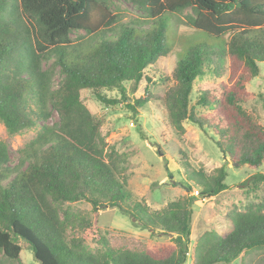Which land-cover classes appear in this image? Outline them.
<instances>
[{
	"label": "trees",
	"instance_id": "obj_1",
	"mask_svg": "<svg viewBox=\"0 0 264 264\" xmlns=\"http://www.w3.org/2000/svg\"><path fill=\"white\" fill-rule=\"evenodd\" d=\"M129 1L144 13L141 20L121 22L109 0H0V123L10 135L38 127L16 164L0 140V264H24L22 250L37 264H185L196 197L227 189V161L251 170L264 163V128L244 109L252 97L246 85L264 64V0ZM187 9L185 23L204 37L183 39L173 84L160 100L178 135L184 123L212 134L227 161L210 175L188 176L199 188L195 196L150 210L127 189V155L105 140L80 95L89 91L98 103L138 116L157 99L146 88L161 77L157 62L169 54L170 19ZM73 32L83 34L73 40ZM226 64L227 82H199ZM141 83L144 96L131 99L128 92ZM53 113L57 119L48 123ZM263 183L256 172L244 185L256 190ZM75 203L89 204L91 216ZM108 208L170 242L147 248L109 236L98 225ZM228 221L227 234L211 229L196 240L192 264H231L264 251V201Z\"/></svg>",
	"mask_w": 264,
	"mask_h": 264
},
{
	"label": "rangeland",
	"instance_id": "obj_2",
	"mask_svg": "<svg viewBox=\"0 0 264 264\" xmlns=\"http://www.w3.org/2000/svg\"><path fill=\"white\" fill-rule=\"evenodd\" d=\"M109 5L112 11L120 16L121 22L141 20L144 16V13L129 0H109ZM186 13H190V10L187 9L170 19L172 32L169 35V54L157 62L156 67L161 77L154 78L146 88L157 99L151 100L145 109L139 111L138 116L131 119V112L122 105L111 107L98 103L89 91L83 90L80 95L93 118L99 122L105 140L117 152L127 155L128 163L124 172L127 189L133 199H143L150 210H158L168 202L179 198L195 196L199 188L188 180V176L197 172L210 175L215 168L227 161L212 134L205 133L191 123H184L185 133L178 135L170 126L160 100L165 90L173 84L172 71L183 39L188 36L204 37L203 34L194 32L187 26L183 18ZM82 34L83 32H73L71 38L76 40V37ZM226 67L227 64L217 77L211 71H207L199 82H227ZM60 79L61 75L56 71L53 80L54 89L57 88ZM125 86L129 91L130 84L126 83ZM144 88L145 84L141 83L135 93L128 92L129 97L132 99L144 96ZM246 89L252 97L244 104V109L264 128V64L261 65L260 75L249 82ZM103 93L108 98H118L116 91L103 90ZM195 96V93L191 96L192 103L195 101ZM56 119L57 116L53 113L48 123ZM37 131L38 127H34L10 135L0 123V140L8 147L11 164L17 163L19 152L35 137ZM139 131L145 138L140 136ZM226 172V190L210 198L196 197L191 205L194 218L189 238V255L185 264H192L193 246L205 231L212 229L219 234H227L230 230L228 218L232 212L243 211L251 202L264 201V183L256 190L244 185L256 172L264 174V163L258 169L251 170L247 166L236 167L227 161ZM71 207L86 216H91V207L87 203H75ZM98 225L102 232H106L111 237L138 241L147 248H155L170 242L168 236L150 234L147 230L134 227L131 219L121 215L117 209L101 210ZM20 256L24 264H37L30 251L22 250ZM263 258L264 251L248 253L241 255L231 264H241V260L244 264H261Z\"/></svg>",
	"mask_w": 264,
	"mask_h": 264
},
{
	"label": "water",
	"instance_id": "obj_3",
	"mask_svg": "<svg viewBox=\"0 0 264 264\" xmlns=\"http://www.w3.org/2000/svg\"><path fill=\"white\" fill-rule=\"evenodd\" d=\"M188 191V190H187Z\"/></svg>",
	"mask_w": 264,
	"mask_h": 264
}]
</instances>
